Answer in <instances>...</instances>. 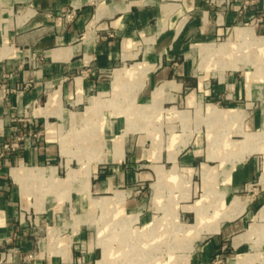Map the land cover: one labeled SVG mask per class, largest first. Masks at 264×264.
Here are the masks:
<instances>
[{
    "label": "crops",
    "instance_id": "0c3cea01",
    "mask_svg": "<svg viewBox=\"0 0 264 264\" xmlns=\"http://www.w3.org/2000/svg\"><path fill=\"white\" fill-rule=\"evenodd\" d=\"M3 83L0 144L44 135L0 165V264H111L113 230L178 217L188 244L206 235L189 264L244 243L264 206V0H0Z\"/></svg>",
    "mask_w": 264,
    "mask_h": 264
},
{
    "label": "rangeland",
    "instance_id": "374dc122",
    "mask_svg": "<svg viewBox=\"0 0 264 264\" xmlns=\"http://www.w3.org/2000/svg\"><path fill=\"white\" fill-rule=\"evenodd\" d=\"M150 121H153V117ZM43 135L44 133L42 132L41 137ZM257 138L258 145H261L258 149V156L262 164L264 161V127L259 129ZM259 187L264 188V183L256 180L253 183V188ZM89 204L90 203H88L87 207H89ZM86 214L89 216L90 212L88 210L84 211V215ZM93 217L94 219L98 218L99 221L106 219L105 215L101 212H95ZM187 221L186 219L178 217V227L177 225L172 228L163 227L155 232H151L149 228H143L138 222L136 223V221H132V226L129 230H113V237H111L109 241L113 249L112 256L115 257V259L111 264H140L141 262L145 264H183V255L187 253H189V264L192 257L200 251L206 240V235L196 240L193 245L188 244L191 234L189 233L190 231L186 228L179 227L180 223ZM192 222L193 220L191 219L189 223ZM252 226H254L255 230ZM127 231L131 233L130 242L122 245V243L118 241L117 236L122 234L125 235ZM241 233L245 236L243 240L244 243L237 247L228 245L224 250L215 254L204 264H237L238 257L243 258L244 261L248 259L244 264H264V215L256 212L255 217L252 218V221L247 222L245 229ZM121 249L125 250H123L124 254L120 253ZM129 249L132 250L133 254H131L132 252H127ZM142 249H144V252H141L142 254L135 255L137 251L140 252ZM136 256L138 260H136ZM117 257L122 258L119 261L116 260ZM139 259H141V261Z\"/></svg>",
    "mask_w": 264,
    "mask_h": 264
},
{
    "label": "built area",
    "instance_id": "2783aa9c",
    "mask_svg": "<svg viewBox=\"0 0 264 264\" xmlns=\"http://www.w3.org/2000/svg\"><path fill=\"white\" fill-rule=\"evenodd\" d=\"M29 86V83L25 85V87ZM17 88H10L6 84L0 85V91L1 95L3 97L8 96L12 92H16ZM42 131L38 130L31 136H25V135H14L10 140H7L0 144V165L1 163L9 158L14 150H20V149H27L31 145H35L40 142L41 140ZM26 259H32L33 254H29L25 257Z\"/></svg>",
    "mask_w": 264,
    "mask_h": 264
},
{
    "label": "bare ground",
    "instance_id": "6f19581e",
    "mask_svg": "<svg viewBox=\"0 0 264 264\" xmlns=\"http://www.w3.org/2000/svg\"><path fill=\"white\" fill-rule=\"evenodd\" d=\"M233 204L234 205H238L237 204V202L236 201H234L233 202ZM107 206H108V204H107ZM259 213L260 214H263L264 215V206L261 208V210L259 211ZM203 218H201V216H199L198 217V220L199 221H201ZM211 221V220H210ZM204 222H205V220H204ZM203 222V223H204ZM198 223H200L201 224V222H198ZM196 224L195 225V229L197 230V231H200V229H201V227L200 226H202V225H200V224ZM200 225V226H199ZM208 227V226H207ZM253 227V229H254V226H252ZM217 228H213V231L214 230H216ZM192 230V229H191ZM255 230V229H254ZM197 234V233H196ZM198 237H199V235H198ZM195 238H197V237H195ZM133 243V242H132ZM135 243V242H134ZM105 248H108V247H105ZM140 250V249H139ZM108 251V250H107ZM107 251H105V255H104V259L103 260H101L100 261V264H108V258H107ZM129 252H132V250L131 249H129ZM141 252H144V249H142L140 252L139 251H137V253H135V255H140V254H142ZM131 254H133V252L131 253ZM120 256V255H119ZM186 256V255H185ZM137 257V256H136ZM188 257V256H187ZM113 258V257H112ZM186 258V257H185ZM101 259V258H100ZM117 260V259H116ZM136 260H138V257L136 258ZM140 261H141V259H139ZM120 261V260H119ZM186 261V260H185ZM185 263V262H184ZM187 263V262H186ZM140 264H145V263H143V262H141Z\"/></svg>",
    "mask_w": 264,
    "mask_h": 264
}]
</instances>
